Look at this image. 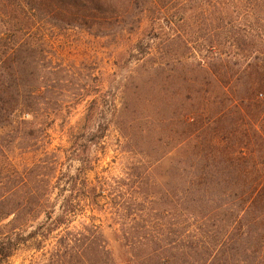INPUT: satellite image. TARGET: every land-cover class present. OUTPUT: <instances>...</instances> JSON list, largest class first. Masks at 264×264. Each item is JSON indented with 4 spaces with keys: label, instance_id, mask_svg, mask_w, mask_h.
I'll list each match as a JSON object with an SVG mask.
<instances>
[{
    "label": "trees",
    "instance_id": "16d2710c",
    "mask_svg": "<svg viewBox=\"0 0 264 264\" xmlns=\"http://www.w3.org/2000/svg\"><path fill=\"white\" fill-rule=\"evenodd\" d=\"M186 2L128 0L121 8L126 29L148 19L152 33L154 52L144 58L156 93L148 143H126L134 159L116 187L84 179L76 197L93 206L98 196L110 200L114 189L118 206L111 214L122 222L112 233L130 249L126 264H264V54H257L264 52V3ZM80 12L93 19L107 14L98 0H0V128L26 108L57 106L33 94L44 42L35 44L30 30L35 21L84 25L72 17ZM24 122L16 125L18 147L42 142L34 134L40 129ZM134 136L122 132L126 141ZM7 145L0 135V221L12 216L1 232L0 256L21 245L42 250L55 232L47 258L29 264H118L102 224H65L73 194L52 217L47 191L57 154L44 150L18 168L7 159ZM147 202L154 207H143ZM41 214L45 219L27 230L26 221Z\"/></svg>",
    "mask_w": 264,
    "mask_h": 264
},
{
    "label": "rangeland",
    "instance_id": "374dc122",
    "mask_svg": "<svg viewBox=\"0 0 264 264\" xmlns=\"http://www.w3.org/2000/svg\"><path fill=\"white\" fill-rule=\"evenodd\" d=\"M127 1L98 0L102 10H107V14L102 17L85 18L80 15L81 12L72 15L75 18L73 20L84 25L64 23L52 26L35 21L30 30L33 42L38 44L43 41L44 45L38 47L43 59L38 71V85L33 94L40 95L41 100L57 101V106L50 108L41 103L38 109L23 107L24 113H17L15 123L0 128L1 137L8 142L7 159L18 168L32 164L43 155L44 150L57 154L56 172L52 174L54 178L51 177L47 191L49 203L46 205L55 204L52 217L61 212V201L70 193L73 194V214L65 224L69 228H79L91 220L102 224L118 264H126L124 259L130 249L112 233V229L122 222L111 214L118 206L114 189L111 190L110 200L98 196L93 206L86 199L78 201L76 196L83 194L84 179L88 186L107 180L112 187H116L124 166L134 159L124 151L126 143L138 147H146L148 143L149 120L156 93L152 79L148 77L149 62H145L144 58L148 56L147 52H154V46L149 41L152 33L148 19H144L137 30L126 29L129 24L124 23L123 19L128 18L121 8L126 7ZM185 1L188 4V0ZM237 1L246 4L264 3V0ZM106 4L112 6L106 8ZM246 16L240 14V20ZM153 40L157 42L158 39ZM224 50L228 52L227 47ZM237 52L240 54V51ZM257 54L263 55L264 52L258 49ZM45 61L48 62L46 67ZM19 119L25 121L20 126L39 128L34 134L41 137L42 142L37 141L32 147H18V142H22L19 139L21 133L16 130ZM122 132L135 136L133 140L126 141ZM160 180L162 178L158 177ZM129 192L136 194L137 200H142L137 191ZM127 205L125 203L124 207ZM129 206L135 209L142 204L131 202ZM144 206L151 209L154 204L147 202ZM11 217L0 221V239ZM44 219L45 215L41 214L37 219L26 221V229L31 230ZM54 234L49 235L42 250L21 245L10 257L0 256V264L44 261L47 258L45 251L55 242Z\"/></svg>",
    "mask_w": 264,
    "mask_h": 264
}]
</instances>
